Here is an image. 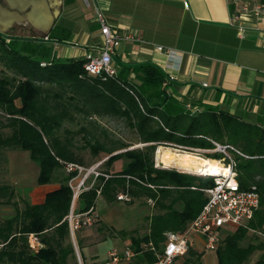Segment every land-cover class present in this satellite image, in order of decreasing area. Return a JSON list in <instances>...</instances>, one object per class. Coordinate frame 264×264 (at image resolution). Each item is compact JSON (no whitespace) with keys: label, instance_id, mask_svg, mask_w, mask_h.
<instances>
[{"label":"trees","instance_id":"trees-1","mask_svg":"<svg viewBox=\"0 0 264 264\" xmlns=\"http://www.w3.org/2000/svg\"><path fill=\"white\" fill-rule=\"evenodd\" d=\"M70 37L71 30L63 25H54L42 37L0 31V60L7 67L0 74V171L6 150L21 148L40 165L39 185L58 183L42 201H25L22 207L14 204L15 212L0 219V264H80L68 218L73 202L69 180L77 172H68L66 165L86 164L72 138H63L61 130L71 133L66 121L105 115L123 119L143 145L86 138L94 155L109 154L107 165L123 157L128 161L118 171L102 170L108 176L99 175L80 193L79 211L96 205L98 196L118 200L120 192L132 199H152L156 209L145 234L119 232L130 235V246L137 251L122 264L155 261L149 243L159 246L169 231L184 230L206 202L203 188L214 183L212 177L156 165L157 147L173 143L212 149L214 141L241 151H232L240 184L255 186L260 193L253 218L222 237L215 252L217 264H264V252L250 263L257 250L264 251V240L256 242L249 235L250 229L264 232V127L210 104L188 109L187 103L168 92L170 75L152 62L117 63L113 75L91 74L85 57H60L49 44ZM81 130L88 135L87 127ZM207 156L223 154L216 151ZM14 194L12 184L0 182V200L8 202ZM32 233L42 247H31ZM77 242L82 264H103L87 258L80 233ZM188 255L186 264H204L202 252L191 248Z\"/></svg>","mask_w":264,"mask_h":264},{"label":"crops","instance_id":"crops-1","mask_svg":"<svg viewBox=\"0 0 264 264\" xmlns=\"http://www.w3.org/2000/svg\"><path fill=\"white\" fill-rule=\"evenodd\" d=\"M96 1L119 34L133 33L140 38L122 41L115 64L152 62L170 75L168 92L185 103L195 108L210 104L264 127V18L240 19L247 25L240 34L239 21L232 15L235 5L230 0ZM19 2L33 3L37 14L43 16V10H48L43 6L46 0ZM7 19L0 16V20ZM54 25L71 30L69 40L49 41L55 49L61 48L60 53L55 50L60 57H85L93 46L102 43L95 5L87 6L84 0H63ZM158 45L182 55L180 69L168 67L169 58L156 48ZM52 185L56 184L41 186ZM195 250L202 252L196 246Z\"/></svg>","mask_w":264,"mask_h":264},{"label":"rangeland","instance_id":"rangeland-1","mask_svg":"<svg viewBox=\"0 0 264 264\" xmlns=\"http://www.w3.org/2000/svg\"><path fill=\"white\" fill-rule=\"evenodd\" d=\"M9 4L10 3H8L7 0H4V2L0 0V8H5L8 12L14 13L16 16L17 14H19L18 16L20 17L17 19H13L10 28L7 30L10 32V34L31 37L43 36L44 32L41 29L43 28L41 22L45 20L44 17L39 16L37 18H33L32 16L30 17L32 18L31 23L30 18H27V14L24 9L21 8V10L15 11L14 9H11L9 7ZM62 17L63 16H61V23L63 22ZM0 30L2 29L0 28ZM55 50L58 53L61 52V48H56ZM3 70H7V67L0 60V74ZM65 126L71 130V133L67 134V132L62 129V137L66 138L68 135V137L72 138L76 152L83 157L86 164V169H84L82 172L76 171L77 173L74 174L77 176L73 182L74 185L78 184L86 176L88 170L93 168L94 166H96L100 171L110 170L111 172H114L120 170L128 161L126 157H123L119 160H116L112 165H107L106 160L109 158V154H107V152L105 151H101L97 155H94L91 148L86 145V138L91 139L93 142L96 141L97 138H99L101 141L122 140L126 143H129L131 145L130 147L143 145V143L138 142L139 139L137 133L134 132V130H132L130 127H128L123 119L112 115L94 116L90 119H81V117H78L74 121H66ZM83 126L87 127L89 132L88 135L85 131L81 130ZM175 150L176 148L172 145H159L155 153V164L158 158L159 160L164 161V154L168 153L169 151H172L175 154ZM216 151L217 150H214L212 148L203 149V151L186 149V151L184 152L198 154L207 158V153ZM230 153L232 154V152ZM176 156L178 157V155ZM5 157L6 161L4 163L2 171H0V182L5 181L12 184L15 189V194L12 198L9 199L8 202L0 200V219L7 217L15 212L16 207L14 204H18V206L22 207L24 206L25 201L40 202L43 199L48 188H52L53 186L58 185V183H53L56 185L48 187L38 184L40 165L36 160L31 158L29 151L21 148L7 149ZM208 158H212L214 160L218 159L219 157ZM174 164L175 162L169 167L174 166ZM94 178L95 174L91 172L87 176L85 184L89 185L93 181H96ZM74 193L75 191L73 189V195ZM80 193L77 194L74 200L75 208L77 210H79L80 208ZM96 207L99 213V219L91 225H85L80 229L75 230L74 238L72 236V240L74 242L75 249L77 247L79 254H81L77 242V235L78 233H80L84 238L85 251L88 257L91 258L93 256L94 258H96V260L102 262L107 259L108 251L110 249L117 248L119 250H123L126 246H130V235H123L119 232L128 233L136 230L137 232L135 234H145L149 229L150 218L156 212L155 204L151 203L150 199L108 201L103 196H98ZM235 228L236 226L233 225H225L220 230L221 237L232 233ZM249 235H253V238H256V242H261L263 240L260 231L258 230L250 229ZM161 247L162 243L159 246L156 245L157 249H160ZM196 247L202 251L204 250L203 246L198 243H196ZM263 252V250H257L252 256L250 263H252ZM136 255L137 251L135 256ZM135 256H133V258ZM188 256L189 255H187V257ZM205 260L206 264H217L216 253L214 251H206L205 259L203 258V262Z\"/></svg>","mask_w":264,"mask_h":264},{"label":"built area","instance_id":"built-area-1","mask_svg":"<svg viewBox=\"0 0 264 264\" xmlns=\"http://www.w3.org/2000/svg\"><path fill=\"white\" fill-rule=\"evenodd\" d=\"M235 5V10L232 13L233 18L237 22L242 18H264V0H230ZM87 6L95 5V20L102 34V43L93 46V50H89L85 54V68L91 74H106L113 75L116 73L115 53L123 40H139L140 38L133 33L125 35L119 34L113 24L108 20L105 13L97 4L96 0H84ZM188 5V2H185ZM239 33L243 34L247 25L237 23ZM47 38V37H46ZM159 51H163L169 58L168 67L171 69H180L183 57L176 50L165 48L162 45L156 46ZM207 85V83H204ZM187 108L194 111L190 104ZM214 150L220 151L223 156L215 159L224 166L223 172L220 174H210L207 170H187L200 176L212 177L214 183L211 186L203 188L206 194V202L200 212L188 223L184 230L169 231L166 239L162 243L160 249L156 248L154 243H149L148 248L156 254V259L151 264H186L185 260L190 249H195L197 241H201L204 250L202 251L205 259L206 251L216 252L221 243L220 230L225 225L241 226L245 225L253 218L255 211L260 206V193L255 186L243 188L238 179V171L236 161L230 153L235 151L241 153L239 149L231 144H222L214 141ZM178 150L191 149L203 151L204 148H189L178 144L169 143ZM161 160H156V165L160 164ZM68 172L79 171L86 169L84 166L76 163H68L66 165ZM95 174V180L101 174H105L98 170L96 166L89 169L86 176L76 185L73 184L76 175H73L69 180V185L74 189L73 202L68 214L71 233L80 229L82 226L91 225L99 219V213L96 205H92L85 211H79L75 208L74 200L80 192L92 186L95 181L89 185L86 183V178L90 173ZM108 176V174H105ZM118 200L131 201L132 197L127 192H120L117 195ZM151 203H154L150 199ZM264 240V232L260 231ZM37 236L30 234L29 241L32 248L37 249L42 247L36 241ZM136 251L131 246H126L123 250L112 248L108 251V257L103 264H122L130 261L135 256ZM206 264V260L204 261Z\"/></svg>","mask_w":264,"mask_h":264},{"label":"bare ground","instance_id":"bare-ground-1","mask_svg":"<svg viewBox=\"0 0 264 264\" xmlns=\"http://www.w3.org/2000/svg\"><path fill=\"white\" fill-rule=\"evenodd\" d=\"M19 1L20 0H11L10 4L13 6L20 5L22 7H24L26 4L32 5L33 6L32 7L33 9H31L32 11H29V13L27 14L29 17H32L31 13H39L38 11H36V8H35L33 3H31V2H26V3L22 2L21 3ZM43 4H45V3H43ZM43 6H47V4H45ZM43 11H44V16L43 15L42 16L45 18V20H43L41 22V24L44 27V26H47L52 21L53 16L49 12V9L43 10ZM8 13H10V12H8ZM10 15H13V17L16 19L20 18L18 16L19 14H17L18 17L14 13H10ZM28 16H27V18H28ZM14 18L7 19L5 21H0V28L5 29L8 26H11V23H12ZM158 150H159V148H158ZM175 152L176 153L174 154L172 151H169L168 153L164 154V161H162V160L161 161L167 165H171L175 162L174 165H176V166L179 165V166L184 167L187 170H192V171H194V170H207V172L209 171L210 174H220L224 170V166L220 162L216 161L215 159L213 160L212 158H208V157L206 158V157H203V156L198 155V154H194V153H190V152H184V150L182 151V150L176 149ZM182 154H184V155H182ZM176 155H178V157ZM157 156H158V154H157Z\"/></svg>","mask_w":264,"mask_h":264},{"label":"water","instance_id":"water-1","mask_svg":"<svg viewBox=\"0 0 264 264\" xmlns=\"http://www.w3.org/2000/svg\"><path fill=\"white\" fill-rule=\"evenodd\" d=\"M2 1L4 2V0H2ZM46 4L48 6L49 12L52 14L53 17H52V21L47 26H44L43 28H41L42 31L44 32L43 36L47 35L48 31L52 28L54 21L60 16V14L62 12V8H63V0H46ZM9 5H10L9 7L11 9H14L15 11L21 10V8L24 9L26 14H28V12L31 11V9H32V5H30V4H26L24 7L13 6L11 4H9ZM39 16H41V15H39L37 13H34L33 18L34 17L37 18ZM28 18H30V17L28 16ZM31 19L32 18H30V22H31ZM9 28H10V26L8 28L2 29L0 31L4 32V31H7ZM158 166L169 167L171 165H167L164 162H161L160 164H158ZM169 168H175V169H179V170L185 169L182 166H176V165H174L172 167H169ZM72 236L74 238V234L73 233H72ZM76 251H77V254H78V257H79V262H80V264H82L81 263L80 254H79V251H78L77 247H76Z\"/></svg>","mask_w":264,"mask_h":264},{"label":"flooded vegetation","instance_id":"flooded-vegetation-1","mask_svg":"<svg viewBox=\"0 0 264 264\" xmlns=\"http://www.w3.org/2000/svg\"><path fill=\"white\" fill-rule=\"evenodd\" d=\"M39 15H41L40 17H43L42 14H39ZM0 16H6V17L8 16L9 19L14 18L13 15H10V13H8L5 8H0ZM32 16H33V14H32Z\"/></svg>","mask_w":264,"mask_h":264}]
</instances>
